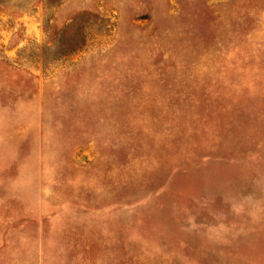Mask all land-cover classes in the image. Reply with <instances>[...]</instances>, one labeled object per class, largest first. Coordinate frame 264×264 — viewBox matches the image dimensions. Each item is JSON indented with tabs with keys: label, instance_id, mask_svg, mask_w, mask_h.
<instances>
[{
	"label": "rangeland",
	"instance_id": "1",
	"mask_svg": "<svg viewBox=\"0 0 264 264\" xmlns=\"http://www.w3.org/2000/svg\"><path fill=\"white\" fill-rule=\"evenodd\" d=\"M0 264H264V0H0Z\"/></svg>",
	"mask_w": 264,
	"mask_h": 264
}]
</instances>
